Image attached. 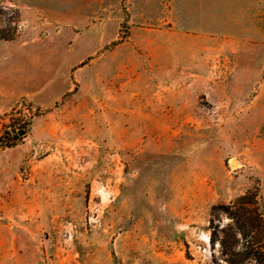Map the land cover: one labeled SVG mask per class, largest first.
Returning <instances> with one entry per match:
<instances>
[{"label":"rangeland","instance_id":"rangeland-1","mask_svg":"<svg viewBox=\"0 0 264 264\" xmlns=\"http://www.w3.org/2000/svg\"><path fill=\"white\" fill-rule=\"evenodd\" d=\"M0 36L31 90L0 108V264H227L213 207L264 216V0H0Z\"/></svg>","mask_w":264,"mask_h":264},{"label":"trees","instance_id":"trees-1","mask_svg":"<svg viewBox=\"0 0 264 264\" xmlns=\"http://www.w3.org/2000/svg\"><path fill=\"white\" fill-rule=\"evenodd\" d=\"M5 38L7 37L0 36V40ZM1 116L0 114V118ZM25 125H20L18 129H26ZM4 138L7 142L2 143L3 146H13L17 141L15 134H10L8 131ZM217 211L226 213L232 219L228 226L214 225L215 218H212L210 223L211 242L221 243L224 252L229 256L226 259L227 264H246L250 260L264 264V253L260 251L264 248V216L258 207V192L249 190L232 203L216 205L213 207V214H217ZM239 236L246 241L242 251L235 250L240 240Z\"/></svg>","mask_w":264,"mask_h":264},{"label":"crops","instance_id":"crops-1","mask_svg":"<svg viewBox=\"0 0 264 264\" xmlns=\"http://www.w3.org/2000/svg\"><path fill=\"white\" fill-rule=\"evenodd\" d=\"M31 63V61H30ZM11 68L9 70V73H11L14 77V81H12L11 85H6L2 84L0 81V108L4 107H11L16 101L23 96L24 94L30 93L31 90L25 89V90H20L18 91L19 87V82L16 81V79L19 81H23V76H24V70L22 66H19V62H11ZM1 80V76H0ZM29 82L32 83H39V77L38 74L36 73L34 76L31 74L29 76ZM22 83V82H20Z\"/></svg>","mask_w":264,"mask_h":264},{"label":"built area","instance_id":"built-area-1","mask_svg":"<svg viewBox=\"0 0 264 264\" xmlns=\"http://www.w3.org/2000/svg\"><path fill=\"white\" fill-rule=\"evenodd\" d=\"M1 120H3V118H0V137L3 135V127L5 126V124L1 122Z\"/></svg>","mask_w":264,"mask_h":264},{"label":"water","instance_id":"water-1","mask_svg":"<svg viewBox=\"0 0 264 264\" xmlns=\"http://www.w3.org/2000/svg\"><path fill=\"white\" fill-rule=\"evenodd\" d=\"M23 134H25V130L19 129L18 134L15 136V139H17L19 135H23Z\"/></svg>","mask_w":264,"mask_h":264}]
</instances>
